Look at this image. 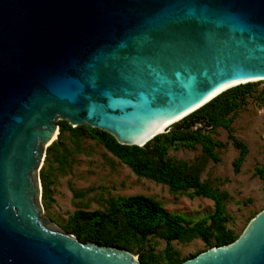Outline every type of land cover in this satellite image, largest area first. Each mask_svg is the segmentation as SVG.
Instances as JSON below:
<instances>
[{
    "label": "water",
    "instance_id": "obj_1",
    "mask_svg": "<svg viewBox=\"0 0 264 264\" xmlns=\"http://www.w3.org/2000/svg\"><path fill=\"white\" fill-rule=\"evenodd\" d=\"M262 80L264 0H0V264H144L42 216L59 120L144 146ZM182 264H264V209Z\"/></svg>",
    "mask_w": 264,
    "mask_h": 264
},
{
    "label": "trees",
    "instance_id": "obj_2",
    "mask_svg": "<svg viewBox=\"0 0 264 264\" xmlns=\"http://www.w3.org/2000/svg\"><path fill=\"white\" fill-rule=\"evenodd\" d=\"M261 82H248L226 90L144 146L124 145L104 130L88 125L73 127L67 120H59L58 139L46 151L45 164L48 166L40 170L43 199L46 203L51 199L54 171L65 172L73 167L70 142L78 150L87 135L127 165L139 178L167 185L174 194L211 199L214 211L192 220L171 213L153 197L144 194L110 196L103 200L100 208H78L62 225L65 231L84 243L94 242L127 249L144 264H182L201 253L183 258L174 247L175 241L189 243L200 239L206 250L234 242L241 234L228 226L233 219L227 210L231 194L215 185L212 179H203V173L210 160L221 161L217 149L227 145L214 136L215 130L220 127L227 131L234 147L239 150L233 167L236 173L240 172L249 154V147L235 135L233 123L236 113L258 91ZM259 95L264 98V88ZM198 146H201V154L192 161L170 155L172 148L196 149ZM255 175L264 182V165L255 168ZM74 194L81 193L74 190ZM156 238L166 243L161 251L156 249V244L151 243Z\"/></svg>",
    "mask_w": 264,
    "mask_h": 264
},
{
    "label": "rangeland",
    "instance_id": "obj_3",
    "mask_svg": "<svg viewBox=\"0 0 264 264\" xmlns=\"http://www.w3.org/2000/svg\"><path fill=\"white\" fill-rule=\"evenodd\" d=\"M263 88L264 80L258 85V91L248 98L246 105L235 115V135L249 147V154L240 172L236 173L233 167L239 150L234 147L227 131L220 127L215 130L214 136L227 145L217 149L221 161L210 160L203 173V179H212L215 185L231 194L227 210L233 219L228 226L239 234L264 209V182L255 175V168L264 165V98L259 95ZM70 145L73 148L72 169L65 172L55 170L51 199L45 202L43 190L41 197L44 208L42 216L52 220L62 230V225L78 208H100L103 200L110 196L144 194L153 197L171 213L181 214L192 220L203 218L214 211L211 199L174 194L167 185L139 178L127 165L87 135L78 150L71 142ZM200 154L201 146L196 149L172 148L170 151V155L189 161ZM47 166L44 160L42 167ZM74 190L81 194L75 195ZM151 243L156 244L158 251L163 250L166 245L159 238L152 239ZM173 244L183 258L206 251L205 244L200 239L189 243L175 241Z\"/></svg>",
    "mask_w": 264,
    "mask_h": 264
},
{
    "label": "bare ground",
    "instance_id": "obj_4",
    "mask_svg": "<svg viewBox=\"0 0 264 264\" xmlns=\"http://www.w3.org/2000/svg\"><path fill=\"white\" fill-rule=\"evenodd\" d=\"M56 136H57V131L55 132V134H54L53 138H55Z\"/></svg>",
    "mask_w": 264,
    "mask_h": 264
}]
</instances>
